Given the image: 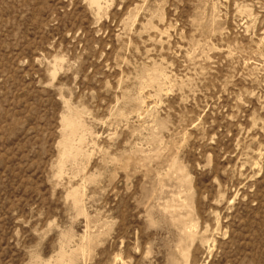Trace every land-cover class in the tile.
<instances>
[{
	"label": "rangeland",
	"instance_id": "1",
	"mask_svg": "<svg viewBox=\"0 0 264 264\" xmlns=\"http://www.w3.org/2000/svg\"><path fill=\"white\" fill-rule=\"evenodd\" d=\"M0 264H264V0H0Z\"/></svg>",
	"mask_w": 264,
	"mask_h": 264
}]
</instances>
